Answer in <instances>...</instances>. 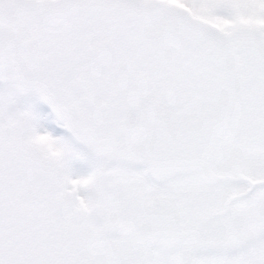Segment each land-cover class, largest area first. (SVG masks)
Listing matches in <instances>:
<instances>
[{
    "label": "snow or ice",
    "instance_id": "snow-or-ice-1",
    "mask_svg": "<svg viewBox=\"0 0 264 264\" xmlns=\"http://www.w3.org/2000/svg\"><path fill=\"white\" fill-rule=\"evenodd\" d=\"M0 264H264V0H0Z\"/></svg>",
    "mask_w": 264,
    "mask_h": 264
}]
</instances>
